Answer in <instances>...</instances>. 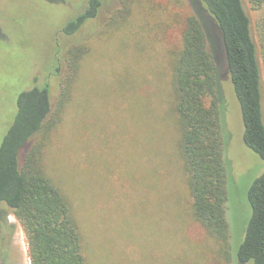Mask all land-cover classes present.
I'll return each mask as SVG.
<instances>
[{"label":"rangeland","instance_id":"obj_1","mask_svg":"<svg viewBox=\"0 0 264 264\" xmlns=\"http://www.w3.org/2000/svg\"><path fill=\"white\" fill-rule=\"evenodd\" d=\"M87 1L0 0V143L17 113L20 92L41 85L46 74L57 69L46 60L54 56L58 26L84 12ZM103 1L96 20L105 22L116 0ZM151 1L150 15L154 13V17L192 13L188 0ZM245 3L253 24H258L264 18V5L254 8ZM210 20L207 28L212 32ZM93 24L81 31L80 39L86 32L93 34L97 27ZM148 24L142 8L136 9L121 33L96 41L83 62L78 90L45 155L48 172L71 194L92 245L93 264H218L215 242L188 212L189 219L183 203L186 198L179 197L184 172L166 183H150L156 164L166 157L159 153L165 139L167 149L174 151L167 129L161 135L157 119L146 113L147 107L161 103L152 70L161 69L158 55L179 39L180 30L169 21L166 32L158 30L165 33V40L155 42L145 28ZM212 33H217L215 27ZM60 39L67 42L63 36ZM216 47L220 52L218 61L214 59L217 79L225 102L221 112L226 157L232 162L227 181L230 264H253L239 262L236 250L251 214L248 189L264 173V160L244 143L241 109L227 58L221 59L222 49ZM261 66L264 87L262 62ZM134 78L138 95L133 92ZM56 101L55 97L53 103ZM139 178L144 182L135 181ZM184 186L186 193V182ZM3 209L13 229L1 233L0 264H31L22 224L10 209Z\"/></svg>","mask_w":264,"mask_h":264},{"label":"trees","instance_id":"obj_2","mask_svg":"<svg viewBox=\"0 0 264 264\" xmlns=\"http://www.w3.org/2000/svg\"><path fill=\"white\" fill-rule=\"evenodd\" d=\"M188 1L192 13L163 18L150 15L151 0H116L102 22L96 18L105 2L88 0L84 12L58 26L53 37L54 56L46 60L57 69L47 73L41 85L36 83L20 92L17 113L0 143V236L6 229H13L3 208L10 209L26 233L31 264H93L92 245L71 194L48 172L45 155L78 90L88 53L97 40L112 39L121 33L130 16L141 8L149 23L145 28L150 32H146L153 34L155 42L165 40V33L159 34L158 30L166 32L169 21L180 30L179 39L158 55L162 58L161 69L152 70L161 103L147 107L146 113L157 119L161 135L162 129H167L174 151L167 149L165 139L159 153L166 157L156 164L150 183H166L182 170L186 177L183 174L179 197L186 198L183 203L187 216L189 212L215 242L218 264L231 263L227 181L232 162L226 157L221 112L225 102L214 59L218 61L219 46L221 59L227 58L240 105L244 143L264 160V18L253 24L245 3L259 8L264 0ZM209 17L216 34L207 28L211 25ZM92 24L97 26L93 34L86 32L84 40L80 39L81 31ZM60 36L67 42L61 43ZM137 87L134 78L133 92L138 95ZM171 153L181 166L173 161ZM142 179L135 181L141 184ZM248 201L251 214L236 259L264 264V173L249 187Z\"/></svg>","mask_w":264,"mask_h":264}]
</instances>
